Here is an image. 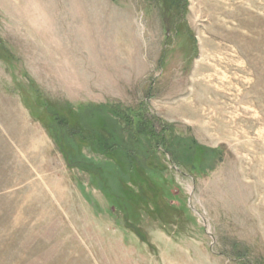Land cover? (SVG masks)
Segmentation results:
<instances>
[{
    "label": "rangeland",
    "instance_id": "374dc122",
    "mask_svg": "<svg viewBox=\"0 0 264 264\" xmlns=\"http://www.w3.org/2000/svg\"><path fill=\"white\" fill-rule=\"evenodd\" d=\"M102 104L169 148L70 168L53 137ZM147 157L162 189L130 200ZM0 264H264V0H0Z\"/></svg>",
    "mask_w": 264,
    "mask_h": 264
},
{
    "label": "trees",
    "instance_id": "16d2710c",
    "mask_svg": "<svg viewBox=\"0 0 264 264\" xmlns=\"http://www.w3.org/2000/svg\"><path fill=\"white\" fill-rule=\"evenodd\" d=\"M177 6L180 7L179 2ZM91 111L107 112L110 119H117L118 123L115 121V124L119 132L107 131L102 133L101 131L95 130L96 126L93 128L86 127L87 125L83 124L81 117ZM69 114L73 117L77 115V119L71 117V120H73L72 124L74 125L72 126L71 131H68L67 129V127L71 126V124L68 120L62 119L61 123L63 124H61V126L63 127L60 130V133H58L60 136H54L53 138L58 144L60 151L63 153L70 168L82 169L83 171L88 172L90 176H94L98 180H101L100 178L103 177L102 175L106 174V168H108V166L104 162L88 159L84 156V148H90L95 151L97 155L104 156L110 161H115L114 159L116 154L124 156L126 159L121 161L119 164H116L123 172H126V169L127 171L132 169L135 170V167H133L135 164L131 165V160L135 155L139 156L144 152L142 148L143 146L146 147V142L149 143V148L151 146L150 150L153 149V144L156 145L155 148L162 147L166 148L165 150L169 148L166 143V138L164 137L165 131L158 132L154 121L147 115V108L143 105L138 110L129 108L120 110L109 104L89 105L82 108L77 114H75L72 109ZM69 114H67V116H69ZM153 118L156 119V117ZM128 134L130 139L127 140L125 137ZM149 157L144 159L143 168H140L139 184L129 183L127 179H119L122 193L127 195L130 200L142 198L145 189L144 186L151 189L152 193L159 192L162 189V185H160L157 180L159 177L158 174L164 171L165 166L162 165V167H160L154 162L149 163ZM142 171L145 175L142 174ZM103 186L107 187L104 183ZM134 186L137 187L138 190H135L133 188ZM114 196L118 197L117 195ZM146 206H149V202ZM125 222H128L127 218L125 219Z\"/></svg>",
    "mask_w": 264,
    "mask_h": 264
}]
</instances>
